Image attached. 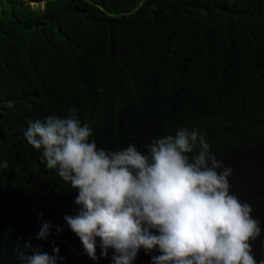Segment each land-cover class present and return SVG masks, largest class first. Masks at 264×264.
Instances as JSON below:
<instances>
[{
	"label": "trees",
	"instance_id": "trees-1",
	"mask_svg": "<svg viewBox=\"0 0 264 264\" xmlns=\"http://www.w3.org/2000/svg\"><path fill=\"white\" fill-rule=\"evenodd\" d=\"M73 106L109 150L199 129L261 222L251 243L264 259V0H0V264H20L14 249L29 239L58 246L62 264H111V249L84 254L63 219L77 193L24 137L29 119Z\"/></svg>",
	"mask_w": 264,
	"mask_h": 264
},
{
	"label": "clouds",
	"instance_id": "clouds-1",
	"mask_svg": "<svg viewBox=\"0 0 264 264\" xmlns=\"http://www.w3.org/2000/svg\"><path fill=\"white\" fill-rule=\"evenodd\" d=\"M79 111L73 106L64 116L29 119L24 137L77 193L75 214L63 219L90 259L111 249V264H135L141 250L158 253L152 264H264L251 243L261 235V222L230 192L233 168L216 158L199 129L154 138L143 152L135 143L109 150L98 147ZM8 168L0 158V169ZM39 218L36 238L47 240L54 225L43 213ZM14 251L20 264L64 260L58 246L50 254L31 239Z\"/></svg>",
	"mask_w": 264,
	"mask_h": 264
},
{
	"label": "built area",
	"instance_id": "built-area-1",
	"mask_svg": "<svg viewBox=\"0 0 264 264\" xmlns=\"http://www.w3.org/2000/svg\"><path fill=\"white\" fill-rule=\"evenodd\" d=\"M30 3L32 5V7H34V8L35 7H38V4L37 3H34V2H30ZM40 7L43 8V5L41 4Z\"/></svg>",
	"mask_w": 264,
	"mask_h": 264
},
{
	"label": "rangeland",
	"instance_id": "rangeland-1",
	"mask_svg": "<svg viewBox=\"0 0 264 264\" xmlns=\"http://www.w3.org/2000/svg\"><path fill=\"white\" fill-rule=\"evenodd\" d=\"M31 4V3H30Z\"/></svg>",
	"mask_w": 264,
	"mask_h": 264
}]
</instances>
